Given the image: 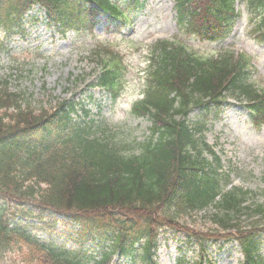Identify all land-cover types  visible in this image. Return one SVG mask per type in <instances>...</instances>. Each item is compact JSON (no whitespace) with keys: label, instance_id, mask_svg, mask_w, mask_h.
<instances>
[{"label":"trees","instance_id":"obj_1","mask_svg":"<svg viewBox=\"0 0 264 264\" xmlns=\"http://www.w3.org/2000/svg\"><path fill=\"white\" fill-rule=\"evenodd\" d=\"M175 1L180 29L188 33H212L218 39L238 15L236 0ZM245 1L252 33L264 43V0ZM35 4L63 33L92 31L100 15L114 24L130 20L118 0H0L6 36L23 27L25 13ZM141 6L140 0H126L125 8ZM247 64L234 52L200 58L182 43H154L143 98L133 106L135 115L151 119V136L130 154L126 150L133 148L112 132L100 135L75 122L74 103L35 112L29 104L23 107L19 94L0 77V264L13 250L24 264H110L116 255L135 264H157L162 228L207 238L183 226L179 217L208 206L225 212L219 222L238 236L245 264H258L264 223L247 228L235 219L250 208L244 204L248 193L236 187L223 191L228 175L223 186L220 158L197 136L203 126L194 129L188 118L193 108H208L230 93L243 97L253 119L263 123L264 92L248 80ZM120 74L119 64L106 65L97 84L116 98ZM253 210L264 218V203ZM59 214L75 226L77 247L34 235V227H54ZM87 242L99 249L96 255L89 254ZM178 264L200 263L183 258Z\"/></svg>","mask_w":264,"mask_h":264},{"label":"rangeland","instance_id":"obj_2","mask_svg":"<svg viewBox=\"0 0 264 264\" xmlns=\"http://www.w3.org/2000/svg\"><path fill=\"white\" fill-rule=\"evenodd\" d=\"M238 5H241L243 14L224 39L210 41L184 35L183 38L203 55L217 54L224 49L246 53L253 65L250 80L264 89V44L250 33L243 1L239 0ZM29 15V18L33 15L44 18V10L34 8ZM101 18L105 19V16ZM25 27L27 34L24 37L14 35L4 40L5 47L0 46V75L7 79L9 88L22 92L23 101L36 110L52 107L62 100L76 101L79 103L73 115L76 121L94 119L96 125L105 121L107 127L113 129L117 141L133 147L126 153H138L137 144L149 138L151 124L148 118L135 117L132 107L141 97L150 45L158 39L181 35L174 0H145L143 10L134 14L133 21L122 29L105 23L98 25L94 33L82 30L61 35L45 20L34 24L28 22ZM95 50L102 52L99 53L101 59L92 54ZM107 51L117 53L125 67L122 91L116 100L103 88L93 86L103 61L107 60ZM83 109L89 110V116ZM200 119H205L206 123L205 141L220 156L223 170L232 171L233 184L250 192L248 203H263L264 127H254L246 104L231 96L218 111L206 113L194 109L191 122ZM222 215L223 212L216 207H209L182 214L180 222L185 227L207 233L208 238L220 234L215 229H218L217 219ZM247 215L242 217L243 225L251 221ZM56 232L67 237L71 228L65 221L58 222ZM40 234L46 236L47 232ZM67 239L68 244L73 242ZM223 243L222 240L209 239L205 244L206 251L199 254L194 245L186 244L184 234H174L169 230L160 235L157 261L159 264H176L177 259L184 255L187 259L206 258L204 264H242L239 246L234 242ZM261 253L264 258V242ZM13 257L21 260L17 253ZM112 264H132V261L116 257Z\"/></svg>","mask_w":264,"mask_h":264}]
</instances>
